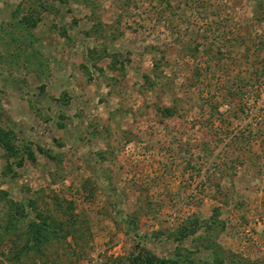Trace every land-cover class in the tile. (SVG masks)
Instances as JSON below:
<instances>
[{"label": "rangeland", "instance_id": "rangeland-1", "mask_svg": "<svg viewBox=\"0 0 264 264\" xmlns=\"http://www.w3.org/2000/svg\"><path fill=\"white\" fill-rule=\"evenodd\" d=\"M0 135V264H264V0H0Z\"/></svg>", "mask_w": 264, "mask_h": 264}, {"label": "trees", "instance_id": "trees-1", "mask_svg": "<svg viewBox=\"0 0 264 264\" xmlns=\"http://www.w3.org/2000/svg\"><path fill=\"white\" fill-rule=\"evenodd\" d=\"M255 74H258V68L255 69ZM0 143L1 146L6 150H11L10 142L6 138L1 137L0 135ZM58 203V201H57ZM57 207H61V204L57 205ZM34 212H36V219H32L30 221V224L27 227L26 235V245L25 247H29V244H34L35 246H42L43 249H45L48 244L51 242V239L46 237L48 230H52L54 233L57 232V228L60 226L61 229L67 230V233H70L69 226H62L61 224L57 223L55 220V217L52 215V213H47L44 215L42 211L37 209L34 206ZM71 226V225H70ZM23 235H16L17 240L23 239ZM182 242V240H179ZM42 244V245H41ZM20 254V253H19ZM177 257H180L179 255H176ZM14 257H17L18 259H22V255H14ZM194 258H191V256H185V258L181 257L176 259L173 258L171 260H165L160 259L155 256L148 255H140L139 257L135 258L131 264H196L194 263ZM199 264H255V262L252 261H245L242 260L239 261V259H234L232 255H230L228 258L222 257L220 253L218 252H212L210 255V259L207 262H200Z\"/></svg>", "mask_w": 264, "mask_h": 264}]
</instances>
